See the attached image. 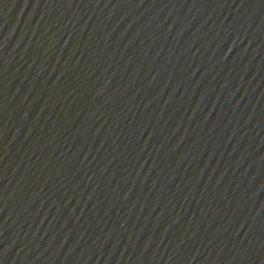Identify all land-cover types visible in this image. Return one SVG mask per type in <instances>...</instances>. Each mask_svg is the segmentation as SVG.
I'll return each instance as SVG.
<instances>
[{"label":"water","instance_id":"obj_1","mask_svg":"<svg viewBox=\"0 0 264 264\" xmlns=\"http://www.w3.org/2000/svg\"><path fill=\"white\" fill-rule=\"evenodd\" d=\"M0 264H264V0H0Z\"/></svg>","mask_w":264,"mask_h":264}]
</instances>
